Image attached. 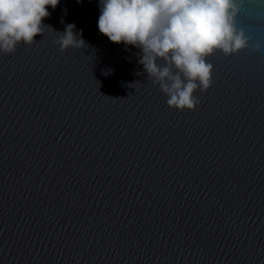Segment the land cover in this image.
I'll return each mask as SVG.
<instances>
[{"label": "water", "instance_id": "water-1", "mask_svg": "<svg viewBox=\"0 0 264 264\" xmlns=\"http://www.w3.org/2000/svg\"><path fill=\"white\" fill-rule=\"evenodd\" d=\"M237 5L247 47L207 58L195 110L100 33V0L0 51V264H264V0ZM67 24L86 47L60 50Z\"/></svg>", "mask_w": 264, "mask_h": 264}, {"label": "clouds", "instance_id": "clouds-1", "mask_svg": "<svg viewBox=\"0 0 264 264\" xmlns=\"http://www.w3.org/2000/svg\"><path fill=\"white\" fill-rule=\"evenodd\" d=\"M60 2L0 0V51L11 54L20 43L31 45L51 27L44 20ZM237 13V0H100L98 28L111 42L140 50L139 64L170 107L195 110L199 101L194 93L213 83L207 58L247 47L244 32L236 27ZM58 33L61 51L86 47L75 24Z\"/></svg>", "mask_w": 264, "mask_h": 264}]
</instances>
